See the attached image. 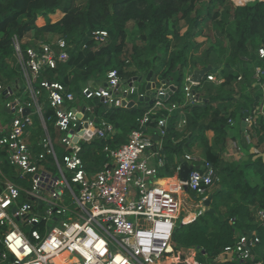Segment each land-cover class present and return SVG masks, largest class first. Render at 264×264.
<instances>
[{
    "label": "trees",
    "instance_id": "16d2710c",
    "mask_svg": "<svg viewBox=\"0 0 264 264\" xmlns=\"http://www.w3.org/2000/svg\"><path fill=\"white\" fill-rule=\"evenodd\" d=\"M228 1L0 0V83H13L18 93L26 97L24 78L13 54V36L22 41V46H34L38 40H46L48 34L64 38L69 45L67 59L58 61L55 68L43 69L38 81L45 78L61 82L75 95L74 101L66 102L68 106L91 105L97 120L103 118L114 125L116 133L112 139L93 137L83 144L81 157L87 171L92 172L107 160L103 146L114 148L126 142L130 130L138 128L136 118L149 103L142 99L132 106H109L97 98L85 100L80 93L85 83H99L109 68H116L125 80L141 77L135 82H140L139 88L144 89V78L151 70L156 86L166 80L176 87L165 102L180 104L187 71L209 66L194 87L196 91L200 85L205 86L199 102L183 105L169 114L165 110L158 112V116L168 115L167 131L162 138L165 157L157 169L158 177L177 176L179 162L175 157H181L196 144L216 170L211 192L214 211L204 210L186 222L179 220L172 232V246L195 248L196 258L207 264H248L235 256L219 261L214 257L225 245L233 244L239 234L255 232L260 241L253 248L254 260L264 264V225L256 215L257 209L264 208V160L256 152L235 162H223L221 158L228 119L236 115L245 117L261 103L260 87L253 72L255 65L264 69V59L256 53L258 46L264 44V0ZM205 21L212 24L215 32V40L208 45L196 40L197 36L209 37ZM130 22L137 25L139 42L126 51ZM97 30H105L107 36L96 40ZM29 33L34 39L23 41ZM207 73H214L222 81L216 84L207 80ZM263 79L264 72L260 80ZM35 86L40 90L46 125L54 131L55 113L47 91L38 82ZM0 101L6 115L2 122L6 124L11 114L1 92ZM216 101L231 102L233 108L219 112L213 106ZM180 111L186 112L183 129L177 126ZM254 126L264 130L262 117ZM36 128L40 129L39 125ZM206 129L214 133L211 142L204 133ZM247 169L254 171L259 182L252 183L247 178Z\"/></svg>",
    "mask_w": 264,
    "mask_h": 264
},
{
    "label": "built area",
    "instance_id": "2783aa9c",
    "mask_svg": "<svg viewBox=\"0 0 264 264\" xmlns=\"http://www.w3.org/2000/svg\"><path fill=\"white\" fill-rule=\"evenodd\" d=\"M94 34L96 40L107 36L105 30ZM68 46L62 37L38 40L34 46H22L20 39L12 38L26 97L13 83H0L11 114L6 124L0 123V264H159L174 252L171 240L176 223L195 217L180 216L182 200L156 181L163 157L156 166L151 158L160 155L167 114L197 102L194 87L199 82L192 79L193 73L185 74L180 104L165 102L168 82L140 89L133 78L125 80L116 68L106 71L103 83H85L80 91L85 100L97 98L105 105L127 106L129 98L148 97L145 101L149 103L136 118L138 128L130 130L126 142L114 148L104 145L107 160L89 172L81 157L83 144L93 136L111 138L114 125L103 118L97 120L91 105L68 106L66 102L74 101L75 95L61 82L38 81L43 69L55 68L58 61L67 59ZM256 53L264 59V44ZM263 72L262 66L255 65V80L260 81ZM206 78L222 80L214 73H207ZM36 82L46 89L54 109V131L43 117ZM24 109L28 112L23 113ZM160 110L167 114L158 116ZM243 120L246 127L256 123L254 113ZM151 128L157 139L148 132ZM245 134L249 137L247 130ZM56 144L62 148L61 155ZM185 159L194 158L186 154ZM191 166L187 180H179L180 185L204 198L216 179L215 167L207 160ZM256 215L264 225V208L257 209ZM259 241L255 232L239 234L214 260L235 256L241 262L259 264L253 255ZM185 264L207 263L195 256Z\"/></svg>",
    "mask_w": 264,
    "mask_h": 264
},
{
    "label": "crops",
    "instance_id": "0c3cea01",
    "mask_svg": "<svg viewBox=\"0 0 264 264\" xmlns=\"http://www.w3.org/2000/svg\"><path fill=\"white\" fill-rule=\"evenodd\" d=\"M195 69H200V68H194V69L190 70L188 73H193ZM152 81L155 83L153 77H152ZM221 81H216V84H219ZM103 82H104V77L101 79V81L99 83H103ZM255 83H256V85H258L260 87V92H261V95H262L260 105L257 106V108L253 112L254 116L256 118V121H258L259 117H262V119L264 120V79L260 80V81H257ZM161 84H162V82L160 83V85ZM170 84H172V83H169V85ZM172 85H174V84H172ZM173 91H171V93ZM205 91H206L205 86H201V85L196 89L195 93L197 95V102H199L201 100L202 96L205 94ZM236 96L237 95H235V97ZM138 100L139 99L132 100V98H129L128 102L133 101L132 105H134ZM213 106L219 112L230 111L233 108L231 102H228V101H225V102L216 101V102L213 103ZM243 118H244V116L241 117V116H238V115H236L233 118H230L231 122H229L228 136L226 138V141H225L224 145L222 146V151H221V158H222L223 162L239 161V160H241L243 158H246L247 155H249L251 153H255V152L257 154L261 155L263 160H264V130L259 129V127H257V126L256 127L255 126L246 127ZM185 123H186V112L185 111H180V118H179L178 125H177L178 128L183 129L185 127ZM245 130H247L249 137L246 136ZM88 131L91 133L92 129L88 130ZM148 132L150 133L151 136L155 137V139L158 138L156 130L151 128V129L148 130ZM115 133H116V129H115L114 133L112 134L111 139L114 137ZM204 133H205L206 137L208 138L209 142H211V140H212V138L214 136L213 131L211 129H206L204 131ZM186 134H187V132H186ZM127 137H128V134H127ZM159 153H160L159 156L155 155V157L151 158V164H154L156 166L158 158L160 156H162L163 160H164L165 156H164V153L162 152V148L159 151ZM186 154L191 155L194 159L193 160H186L185 159V155ZM181 157H183V159L187 162V164H190V165L191 164L199 165L202 160H206V158L204 157V155L202 154V152L200 150V145L199 144L194 145L190 151H185L184 155H182ZM175 161L179 162V164L176 167V171L178 173L177 176L158 177V175H156V181H157V183L161 184L159 182V180H161V179L166 180L167 182L165 184H161V185L166 186V187L170 188L171 190L175 191L176 195L181 200L190 201L189 194L192 195L193 193H191L190 191L182 188V186L180 185L179 179H178L179 178V170H177V168L178 167L180 168V166H181L180 156L179 157H175ZM159 167H161V166H158V168ZM246 175H247V178L252 183L259 182L258 176L254 173V171L252 169H247ZM214 188L213 189L209 188V191L212 192L214 190ZM208 193H207L206 196L211 194V193L210 194H208ZM212 199H213V197H212ZM211 202H212V200H211ZM210 205H211V203H210ZM186 212H188V213H185V214H187V216L189 214H192L190 219L195 217V215L197 214V212L195 213V211L192 210V209L188 210ZM181 249H184V248H181ZM164 263L165 264H170V261L165 259V260H162L161 262H159V264H164Z\"/></svg>",
    "mask_w": 264,
    "mask_h": 264
},
{
    "label": "rangeland",
    "instance_id": "374dc122",
    "mask_svg": "<svg viewBox=\"0 0 264 264\" xmlns=\"http://www.w3.org/2000/svg\"><path fill=\"white\" fill-rule=\"evenodd\" d=\"M231 1V0H229ZM228 1V2H229ZM204 28L205 31L208 32L209 37L206 36H197L196 40L197 41H204L206 45L212 43L215 39V32H214V28L212 26V24L209 21H205L204 23ZM137 29V25L135 22H130L127 26V38H126V51H129L131 48V45L135 42H139V38L137 36V33L135 32ZM46 40L47 39H53L55 37V35L53 34H48L45 36ZM34 36L32 33H29L26 37H24L22 40L26 41V40H33ZM38 40V39H37ZM189 72V70L187 71V73ZM140 82H136V84L139 86ZM134 99H136V97L134 96ZM4 107H3V101H0V123L3 124L2 119L4 118ZM56 150L59 153V155H61L62 152V148H60L59 144H56ZM215 187V184L212 185L210 187V189H213ZM192 193V192H191ZM211 192L209 191L208 194H210ZM194 195V196H193ZM189 198L190 201H183V205H182V210L180 211V216H186L188 213L186 211L188 210H194L195 213L196 212H203L204 211V207L201 204V201L205 198L195 195L194 193L191 195L189 194ZM188 200V199H187ZM192 216V214H189L186 218H190ZM173 247V246H172ZM174 249V248H173ZM168 251L171 250V246L168 247L167 249ZM196 256V249L193 247L190 248H184V249H174L173 254H170L169 257H167L166 259L170 261V264H185V262H190L193 257ZM162 259V258H161ZM165 259V258H164ZM165 264V263H164Z\"/></svg>",
    "mask_w": 264,
    "mask_h": 264
},
{
    "label": "water",
    "instance_id": "95a60500",
    "mask_svg": "<svg viewBox=\"0 0 264 264\" xmlns=\"http://www.w3.org/2000/svg\"><path fill=\"white\" fill-rule=\"evenodd\" d=\"M210 69L209 66L207 67H204V68H200V69H195L194 72H193V77L192 79L197 81V82H200L203 75ZM141 77H133V80H140ZM145 81H146V84H145V88L146 89H154L155 88V83L152 81V71L150 70L146 76H145ZM162 83H166L167 81L166 80H163L161 81ZM176 87L172 84L169 85V89L167 91V95H169L171 93V91L175 90ZM152 94L155 93V90H152L151 92ZM162 98H164L165 96H160ZM148 97H145L144 100H147ZM139 100H142V98L140 97ZM151 102V100H149ZM133 104V101H130L127 103V106H131ZM28 112V109H24L23 110V113H26ZM180 161H181V166H180V169H179V180L180 181H186L187 180V177H188V173H189V170L191 169V165L190 164H187V162L183 159V157H180ZM184 189H186L185 186H183ZM212 195H208L206 196L201 204L203 205L204 207V210H208L210 212H213L214 211V208L210 205L211 203V200H212Z\"/></svg>",
    "mask_w": 264,
    "mask_h": 264
},
{
    "label": "bare ground",
    "instance_id": "6f19581e",
    "mask_svg": "<svg viewBox=\"0 0 264 264\" xmlns=\"http://www.w3.org/2000/svg\"><path fill=\"white\" fill-rule=\"evenodd\" d=\"M169 247V246H168ZM168 247H167V249H168ZM167 260V259H166Z\"/></svg>",
    "mask_w": 264,
    "mask_h": 264
}]
</instances>
